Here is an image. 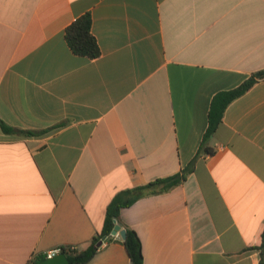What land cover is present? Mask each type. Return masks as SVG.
<instances>
[{
  "label": "crops",
  "instance_id": "1",
  "mask_svg": "<svg viewBox=\"0 0 264 264\" xmlns=\"http://www.w3.org/2000/svg\"><path fill=\"white\" fill-rule=\"evenodd\" d=\"M92 16L101 55L65 32ZM264 70V0H0V264L85 249L121 191L179 174L212 101ZM180 186L122 210L145 264H260L264 79ZM88 264H132L113 236Z\"/></svg>",
  "mask_w": 264,
  "mask_h": 264
},
{
  "label": "trees",
  "instance_id": "2",
  "mask_svg": "<svg viewBox=\"0 0 264 264\" xmlns=\"http://www.w3.org/2000/svg\"><path fill=\"white\" fill-rule=\"evenodd\" d=\"M65 39L72 52L77 56L87 57L93 60L101 55L99 44L92 33V16L90 13H86L79 17L67 27ZM261 79H264V70L253 74L251 78L240 87L216 95L212 101L209 112V127L195 160L177 175L155 180L145 186L129 188L119 192L107 208L106 218L102 229L94 236L87 248L82 250L71 248L61 249L62 252L66 254L70 263H90L102 249L103 245L99 246L100 242H111L115 239L112 236V232L115 227L119 225L127 232V238L123 241V244L125 245L127 253L131 259V263L145 264L142 241L137 232L122 220V210L133 206L137 201L144 197L165 193L183 184L193 172L195 162L201 155L214 154L215 151L208 145V141L222 124L227 107L235 99L249 91ZM0 125L6 133H17L27 136H38L46 133L45 131L18 130L8 126L1 120ZM257 249L260 251L261 255L260 264H264V233L262 244ZM45 259V256H40L34 260L32 264H40Z\"/></svg>",
  "mask_w": 264,
  "mask_h": 264
},
{
  "label": "water",
  "instance_id": "3",
  "mask_svg": "<svg viewBox=\"0 0 264 264\" xmlns=\"http://www.w3.org/2000/svg\"><path fill=\"white\" fill-rule=\"evenodd\" d=\"M112 236H120L123 240L127 238V232L119 225L115 227L112 232ZM103 245V241L99 243V246ZM40 264H71L66 254L61 252L51 258H46Z\"/></svg>",
  "mask_w": 264,
  "mask_h": 264
},
{
  "label": "built area",
  "instance_id": "4",
  "mask_svg": "<svg viewBox=\"0 0 264 264\" xmlns=\"http://www.w3.org/2000/svg\"><path fill=\"white\" fill-rule=\"evenodd\" d=\"M71 249H77L75 246H72L71 247ZM62 252V250L60 249V250H56V251H52V252H50L49 254H48V256H47V258L49 257V258H51V257H53V256H55L56 254H59V253H61ZM33 262H31V264H32Z\"/></svg>",
  "mask_w": 264,
  "mask_h": 264
}]
</instances>
